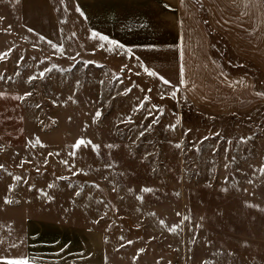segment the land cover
<instances>
[{
  "label": "snow or ice",
  "instance_id": "6c2138e0",
  "mask_svg": "<svg viewBox=\"0 0 264 264\" xmlns=\"http://www.w3.org/2000/svg\"><path fill=\"white\" fill-rule=\"evenodd\" d=\"M93 36L98 37L100 40H107V37L100 35L99 33H93ZM109 43H111L113 45L116 44L115 41H109ZM117 46H119V45H117ZM182 71L183 70L181 69V72ZM149 75H156V74L155 73H149ZM161 79L163 80V82L165 84L170 83L168 80L164 79L163 77H161ZM181 82H183V81L181 80ZM173 95H175V93H173ZM96 115L98 117L100 115V113L97 112ZM86 143H90V141H84L83 139H81V140H78L77 143L73 147L79 148L81 145H84ZM262 170H264V169H262ZM144 191H148V189H144ZM5 202L8 203V201H5ZM7 264H28V262L26 260H10V261H7Z\"/></svg>",
  "mask_w": 264,
  "mask_h": 264
}]
</instances>
